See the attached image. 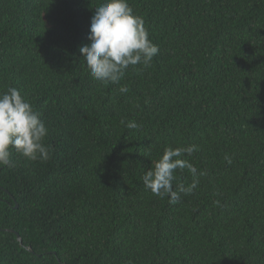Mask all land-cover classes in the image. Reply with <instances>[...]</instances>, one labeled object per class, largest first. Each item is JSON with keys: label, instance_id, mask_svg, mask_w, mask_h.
<instances>
[{"label": "trees", "instance_id": "16d2710c", "mask_svg": "<svg viewBox=\"0 0 264 264\" xmlns=\"http://www.w3.org/2000/svg\"><path fill=\"white\" fill-rule=\"evenodd\" d=\"M102 3L0 0V91L31 103L50 152L0 166V264H264V0H128L159 51L116 84L80 53ZM188 145L204 175L172 205L142 177Z\"/></svg>", "mask_w": 264, "mask_h": 264}, {"label": "clouds", "instance_id": "9594fccd", "mask_svg": "<svg viewBox=\"0 0 264 264\" xmlns=\"http://www.w3.org/2000/svg\"><path fill=\"white\" fill-rule=\"evenodd\" d=\"M88 40L90 43L81 46L80 53L91 77L101 83H119L129 66L147 67L159 51L149 39L143 19L134 14L128 0H104L96 7ZM120 91L124 93L128 89L121 86ZM121 124L128 129L140 127L134 120H121ZM48 131L39 113L17 88L9 86L0 91V166L10 165V149L30 161H47L50 152L44 140ZM198 150V145L166 147L143 175L145 189L158 197H168L172 205L180 201L181 194H192L199 184V176L204 173L182 157ZM224 159L231 165L232 159L227 154ZM177 169H187L193 179L188 186L180 184L174 190Z\"/></svg>", "mask_w": 264, "mask_h": 264}, {"label": "water", "instance_id": "95a60500", "mask_svg": "<svg viewBox=\"0 0 264 264\" xmlns=\"http://www.w3.org/2000/svg\"><path fill=\"white\" fill-rule=\"evenodd\" d=\"M11 232V231H10ZM17 236V239H18V241L20 242V244H21V239H20V237L18 236V235H16Z\"/></svg>", "mask_w": 264, "mask_h": 264}]
</instances>
